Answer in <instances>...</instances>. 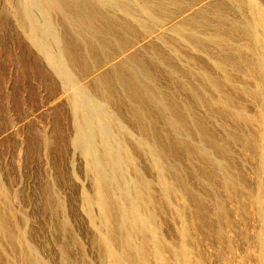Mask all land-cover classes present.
<instances>
[{"label":"rangeland","instance_id":"obj_1","mask_svg":"<svg viewBox=\"0 0 264 264\" xmlns=\"http://www.w3.org/2000/svg\"><path fill=\"white\" fill-rule=\"evenodd\" d=\"M176 1L182 2L181 7L184 8L170 20L168 18L166 21L169 22L165 21V24L190 18L196 29H186L184 33H191L196 38L208 41L206 47H195L185 40L186 37L184 39V34L177 38L167 27L162 32L152 31L155 34L139 31L134 46L127 49V54L130 52L143 57L152 49H159L166 57L173 59V64L179 68V71L174 72L175 75L178 74L177 77L171 74L175 77V82L168 76V68L162 66L165 64L158 63L150 69L156 80L152 86L166 92L180 104L190 101L194 105L196 116L202 117V121L207 119L203 122L205 129L214 136L218 147L226 146V158H218L219 155L207 149L208 146L202 141L199 145L201 139L200 136L197 137V132L191 138L184 136L188 138L184 139L187 143L202 148L199 151L208 157L213 152L209 158L225 170L210 171L206 165L191 159V155L186 156L185 151H182L184 156L180 151V161L183 160L179 163V171L182 169L180 177L184 179L185 176L183 181L200 201V205L188 200L186 193L177 187L176 194H168L167 198V192H161L158 185L160 178L152 166L151 158L147 154L144 158H138L131 150V145L140 138L136 129L119 117L122 120L121 126H126V130L130 132L127 139L117 135V130L112 128L114 137L118 141L121 139L120 142L128 153L121 157L123 166L120 181L128 183L133 190L138 189L147 197L146 208L143 207L142 210L150 218L143 215L148 222L144 221L143 224L146 227L149 225L154 234H140L134 227L133 232L129 225L125 226V230L131 233V243L138 247L141 264H264V82L260 80L264 79V69L261 71L263 75L261 72L258 75L253 63L261 52L259 46L260 51L253 45H257L256 36L258 39L262 38L258 37L262 36L261 31L259 28L249 27L251 14L245 7L244 0ZM253 2L264 14V0ZM8 5L7 0H0V187L5 192L8 213L12 214L11 218L9 215V221L12 219L10 223L15 225L14 232L20 231L16 236H22L23 244L29 246L31 252L44 264H113L112 261L109 263L108 259L105 260L102 254L103 250L98 243L102 235L110 237V249L115 252L113 254L120 264H133L125 255V246L121 242L123 235L117 233L121 221L116 220L112 211L107 213L116 230L115 241L111 240V227L105 225L95 206L87 204V198L94 194L95 187L89 163L76 145L77 130L67 101L69 94L67 95L61 78L35 47L26 41L24 34L17 30ZM101 14H105V11L102 10ZM34 15L40 18L36 10ZM201 17L204 18L203 21L208 20L203 22ZM173 19L175 22L171 21ZM201 26L205 32L201 31ZM197 30L201 34L195 33L199 32ZM244 31H250L254 36L248 37L249 33ZM217 35H222L223 47L214 45ZM164 41L171 44L176 56L172 55ZM227 59L234 60V63ZM73 76L76 84L85 87L91 98H97L107 109L110 108L89 87V75H84L81 79L75 73ZM191 76L194 78L193 82ZM208 78H211L209 83ZM203 81L209 86H206L208 89L204 87ZM175 83L182 85L181 88ZM209 84H215L217 89H221L216 90ZM188 87L195 91H191L192 96L195 94L198 99L196 96L193 97L195 100L192 99L189 94L191 89ZM212 99L215 104L211 102ZM209 103L214 107L211 108L213 105ZM227 103L229 106H226ZM112 110L114 111L109 109L110 112ZM213 113L217 115L213 116ZM234 113L241 119L235 121ZM190 116L187 114V121L194 127L193 122L198 119L194 120L192 116L190 119ZM235 132L242 135H237L240 139L243 137L241 141L237 140ZM129 157L134 159V166L140 171L141 183L130 169L132 165L128 164ZM224 173H231L233 178ZM166 178V182L170 183L171 180L173 186V180ZM113 187L116 191L117 185ZM161 193L163 196L166 194L165 197ZM152 200H156L157 207ZM3 241L5 239L0 237V264H25L23 251L15 247L13 251L16 252L13 254V248H9L10 245Z\"/></svg>","mask_w":264,"mask_h":264},{"label":"bare ground","instance_id":"obj_2","mask_svg":"<svg viewBox=\"0 0 264 264\" xmlns=\"http://www.w3.org/2000/svg\"><path fill=\"white\" fill-rule=\"evenodd\" d=\"M7 1L9 4L8 6L12 11V18L16 23L17 30L24 34L26 41L30 45H33L35 47L39 55L43 57V59H45V61L49 64V66L53 69V71L59 76V78H61L63 86L67 91V95L69 94L67 97L68 99L67 101L72 109L74 124L77 130L76 145L80 148L82 154L85 156V158L89 163V168L92 171L93 184L95 187V188L93 187L94 194L91 197L87 198V204L92 207L95 206L100 216L104 219V222L106 223L105 225L108 224V226L111 227V240L113 239L115 241L116 238L115 237L116 230L114 228L115 226L113 225L114 223L112 221L111 216L108 217L107 214L110 211L114 213L116 220L121 221V226H118L117 233L121 236L123 235L121 238L123 240H121V242L123 241L122 243L125 246L124 251L127 259L132 261L133 264H141L140 258L138 256V254H140L139 250L137 249L138 247L131 243V237H130L131 233L129 234L125 230V226L126 225L131 226L133 232H134L133 230L134 227L135 231L138 230V232H141L140 234L146 235L147 233L149 234H154V233H153V229L149 227V225L146 227L143 224V222L145 221L143 215H145V217L147 218H150L149 214L145 210L144 211L142 210L143 207H144L143 209L146 208L147 197L144 194H142L143 192H140L138 189L136 191L133 190L128 183H123L120 181L121 179L120 173H121V168L123 166L121 157L126 156L128 153L127 151H125L126 149L123 148L122 145L123 143L120 142L121 139L119 138L120 141H118V139L116 140V138L114 137L113 134L114 131L112 130V128L116 129L117 135H120L121 137L124 136L127 138L130 132L126 130L127 129L125 128L126 126L125 127L121 126L122 120H120L119 117L121 119L126 120L125 122H128L130 126L132 125L136 129L137 134L139 135L140 138L138 141H136L131 145L132 147L131 150L133 154L138 158L143 156L145 157L146 154L151 158L152 166L156 170L157 175L160 178L159 179L160 183L158 185H160V189H162L161 192L162 191L165 193L167 192V196H168V197L166 196L167 198H169V195L171 194L173 195L174 193L176 194L175 190L177 187L182 189L186 193L187 198H189L188 200H191L192 202L196 203L197 206L200 205V201L196 198L195 194L193 195V193H191L190 190H188L189 186H186L187 183L185 184V181H183L185 179V176L183 177L182 175L184 179H181L180 177L181 176L180 171L182 169L179 171V168H181L179 167L180 166L179 163L183 161V160L180 161L181 159L180 151L181 152L185 151L186 156L187 154L191 155L190 157L191 159L198 160L202 164L206 165L210 171L214 172L216 170L219 171V169L221 171L223 168H221V166H219L216 162H213L214 160L212 161L209 158L211 157L210 155L214 152L216 153V155H219L218 158L224 157L225 155H227V148L225 145L218 147L214 136L212 134L210 135V133L206 131L205 126L203 124V122H206L207 119L205 121L203 119L202 121L201 119L202 117L200 118L198 117V115L196 116L194 112L195 111L194 105H192L190 101H186L185 103L180 104L176 102L174 98L165 94L166 92L157 89V87L155 88V85L152 86V83H154L153 81L156 80H154L152 76L153 73H151L150 69L151 66L156 65L158 63H163L166 65V66L165 65L162 66L164 68L167 67L170 73H168L169 75L167 73L165 74L170 76L172 81L175 82L174 76L177 77L178 74L175 75L174 72L176 73V71H179L178 70L179 68L176 67L175 64H173L172 62L173 59H169L168 57H166L159 49H152L150 51L151 53L149 52V54L147 53L146 56L143 57L130 54V52L129 54H127L128 53L127 49L134 46L135 39L138 36L139 31L143 33L144 32L149 33L152 31L159 32L162 29H166L167 27L169 28L168 29L169 31L175 33L177 38L178 37L181 38L180 36L185 35L184 39L186 37L185 40H187V42L189 41V43L193 44L195 47L205 48L208 41H205L204 39L196 38V36H193L194 34L192 35L191 33H186V34L184 33L186 29L187 30L190 29L191 31H194L196 29V27H194L195 25H192L190 18L189 20L185 18L183 19L181 17L182 20L179 21L176 20L175 22L173 19L171 21H174L175 23H169L170 25L165 24L168 18H169L168 20H170L178 12L179 13L180 11L182 12V8H184L181 7L183 3L182 2H181L182 4L178 3L176 0H7ZM244 1H245V7H247V10H249L251 14V18H250L251 22L248 23L251 26L249 27L259 28V31H261V35H262V36H258V37H262L261 39H258L256 36L255 40L257 39L256 40L257 45L253 44L256 47L259 46L261 50L260 55H258L259 57L257 56L258 58L256 60L253 59L254 62L252 60V62L256 66V70L259 75L262 69H264L263 67L264 66V41H263L264 14L261 12L262 10H259V8H257L253 0H244ZM34 10H36L37 13L40 15L39 19L34 15ZM102 10L105 11V14H101ZM202 18L203 17H201V20ZM201 27H202L201 31H203L202 30L203 26ZM249 27L247 28L249 29ZM192 28L194 30H192ZM201 31L199 32L195 31V33L199 34ZM245 32L247 33L248 31H244V33ZM252 32L249 31L248 33L250 34ZM249 34L247 35L248 37L252 35ZM251 37L249 38L250 40ZM222 39H223L222 35L219 36L217 35L214 39V45L216 44V46L218 47L222 46L221 43V41L223 42ZM164 42L171 49L169 50L170 52H172V55L176 56V51L173 49L171 44L168 41H164ZM254 42L255 41H253V43ZM153 47L151 46L150 48ZM136 49L138 50L139 48L137 47ZM173 51L175 52L173 53ZM223 60L224 58L222 57V61ZM227 60L234 63V60L232 59L231 60L227 59ZM186 72H190V71H186ZM73 73L78 75L77 77L78 79L79 78L81 79V77L84 75H89L90 76L89 87L94 91V93H96L95 96L99 97V99L101 98L103 102H107L108 103L107 105H109L110 108L114 109V111L112 110L110 112L109 111L110 108L107 109L103 103L98 102L99 100H97V98L96 99L91 98V96L87 94L85 87H83L79 83L76 84ZM172 73L174 74V76L171 75ZM261 75H263L262 72ZM210 79L208 78L207 83H209ZM193 80L194 78L192 79V82ZM260 80H263L264 82V79H260ZM203 82H201V85H204L206 83L204 82V84H202ZM263 82L261 83L262 85ZM175 84L180 86V88L182 86L178 83ZM190 84L192 83L190 82ZM206 84L204 87L207 86ZM215 84L210 86L215 87L216 86ZM217 84L219 87V83ZM79 85H81L82 88ZM86 88L89 89L88 86ZM215 88L216 90L221 89V88L217 89V87ZM190 89L191 88H189V90ZM213 89L211 90L213 91ZM191 91L193 93L195 91L193 89L190 90L189 94L192 96ZM195 96L196 95L193 94L192 99ZM196 99H198V97ZM211 102L213 103V99ZM218 102L220 101L218 100ZM223 102L222 104H224ZM210 104L211 103H209V105ZM213 104H211V106ZM222 104L220 106H222ZM227 104L226 106H229V104L228 105ZM203 106H206V104ZM211 106H207V107H211ZM213 107L214 105L211 108ZM210 110L208 111V113L210 112ZM187 114L191 115L194 120L198 119L197 121L194 122L192 121L193 123H195L194 127L193 125L191 127L189 121H187L188 120ZM214 114L215 113H213V116L217 115ZM235 114L236 113H234V116ZM238 119H241V117L240 116L237 117L236 114L234 120L238 121ZM196 132L198 133V136L197 135L196 136L197 137L200 136L199 138L201 139V140L198 139L199 142L200 141L204 142L203 144H206L209 147V148L207 147V149L213 150V152L209 155V157L206 154H203L202 152L199 151L202 149L201 147H200L201 149H199L198 147L187 143V141L185 140L188 138L184 136H189L191 138V136H193V134L195 135ZM238 133L235 134L236 138L238 141L239 140L241 141L243 137L240 139V136H237L240 134ZM129 140H127V142ZM130 142H132V140ZM146 145L148 146V151L145 152ZM199 145H201V142ZM226 157L227 156H225V158ZM129 158H127V161H129L128 164L130 163V165H132L130 169L133 170L130 171L134 172L136 179H138V181L141 183L142 176H140V171H138L135 168L134 159L132 158L129 159ZM184 159H186V157H184ZM221 160L225 161L223 159ZM201 172L205 174V172L203 171ZM201 172H200L201 174L200 176L202 177L203 174ZM228 172H231V170ZM221 174L223 173L221 172ZM230 174L229 175L225 174V175H227L229 178L232 179L233 177H231ZM166 177H170L173 180L172 183L175 185V187H173L174 185L172 186L171 180L170 183L166 182L165 180ZM228 177L226 178L227 180ZM204 180L207 182L206 179ZM229 181L231 180L229 179ZM115 185H117L116 191L114 190L113 187ZM139 186L142 187L141 184ZM111 187H113V190ZM161 194L163 196V193ZM165 195L166 194H164L163 197H165ZM48 198L50 199V197ZM154 202H155V206L157 207L156 200ZM58 203L60 204V201ZM150 203L152 204V202ZM140 205H142L141 208L139 207ZM8 211L9 210H8L5 192L0 187V237H2V240L5 239V241L10 245L9 248L11 249L13 248L12 251L16 249L15 247H18L23 251L22 253L24 254V256L23 254L21 256L24 257L25 264H44L40 262L37 259V257L31 252L32 249L30 250L28 248L29 246L27 247L23 244L22 236H18V235L16 236V234L20 231L17 230V233H15L16 232L15 225H12L10 223L12 219L11 221H9L12 214L10 215ZM50 211L52 214L54 213L52 210ZM145 222L148 224L147 221ZM17 229L20 228L18 227ZM106 236L107 238L104 235H102L98 239L100 248H102L103 250L102 254H104V259L105 260L108 259L109 263L112 261L113 264H120L115 254H113L114 251L112 252L110 249V245H109L110 237L108 235ZM117 242L121 243L120 241ZM0 247H2V244L0 245ZM2 249L1 251L3 252L4 250ZM14 252L16 251H13V254H15Z\"/></svg>","mask_w":264,"mask_h":264}]
</instances>
